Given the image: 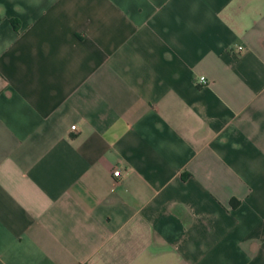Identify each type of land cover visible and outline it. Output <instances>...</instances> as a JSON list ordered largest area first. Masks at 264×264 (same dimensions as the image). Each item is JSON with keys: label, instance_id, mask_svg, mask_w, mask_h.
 <instances>
[{"label": "crops", "instance_id": "crops-1", "mask_svg": "<svg viewBox=\"0 0 264 264\" xmlns=\"http://www.w3.org/2000/svg\"><path fill=\"white\" fill-rule=\"evenodd\" d=\"M0 264H264V0H0Z\"/></svg>", "mask_w": 264, "mask_h": 264}, {"label": "built area", "instance_id": "built-area-1", "mask_svg": "<svg viewBox=\"0 0 264 264\" xmlns=\"http://www.w3.org/2000/svg\"><path fill=\"white\" fill-rule=\"evenodd\" d=\"M238 48H240V47H238ZM199 82L201 83V84H204L205 83V81H204V78L203 77H200L199 79ZM74 129V127H71V130H73ZM112 176L114 177V178H118V177H120V171L119 170H113L112 171Z\"/></svg>", "mask_w": 264, "mask_h": 264}]
</instances>
